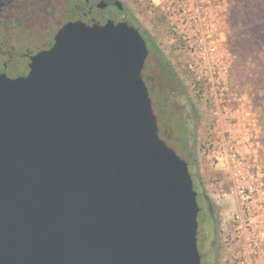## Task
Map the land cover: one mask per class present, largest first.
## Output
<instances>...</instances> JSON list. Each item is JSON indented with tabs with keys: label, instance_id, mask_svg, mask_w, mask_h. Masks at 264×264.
Masks as SVG:
<instances>
[{
	"label": "water",
	"instance_id": "obj_1",
	"mask_svg": "<svg viewBox=\"0 0 264 264\" xmlns=\"http://www.w3.org/2000/svg\"><path fill=\"white\" fill-rule=\"evenodd\" d=\"M147 55L129 21H70L27 76L0 79V264H201L197 193L159 136Z\"/></svg>",
	"mask_w": 264,
	"mask_h": 264
},
{
	"label": "rangeland",
	"instance_id": "obj_2",
	"mask_svg": "<svg viewBox=\"0 0 264 264\" xmlns=\"http://www.w3.org/2000/svg\"><path fill=\"white\" fill-rule=\"evenodd\" d=\"M119 1L132 11L140 24L150 29L157 47L181 79L186 97L178 92L175 102L181 104L187 98L190 99L188 110L194 115L197 125L192 158H195L196 169L202 178L203 193L213 220L212 229H208L204 220L198 218V250L203 261L209 244H212L215 264H231L229 247L223 240L232 230L225 220L235 210L234 200L222 195L228 192L227 174L222 165L213 162L210 151L211 148L221 149L235 138V123L243 126L245 139H249L255 148V154H251L252 158L248 159L247 165L251 170H257L264 182V107L259 100L260 94L257 95L254 90V81L250 78L251 65L245 66L240 62V56L229 40L232 30L229 20L232 2ZM146 11L150 17L155 18L151 25L144 19ZM155 75L153 82H149L146 76L142 77L149 87L154 114L158 120L161 119L158 124L159 136L180 157L185 158L183 147L176 141L180 137L183 139V135L165 90L175 87L168 83L162 73L155 72ZM154 84L162 87L160 95L156 93L157 90L153 94ZM177 90L179 91L178 87ZM184 138L186 145L187 142L191 144L186 136ZM212 182H217L221 188H217V191L209 189ZM219 212L225 218L221 219Z\"/></svg>",
	"mask_w": 264,
	"mask_h": 264
},
{
	"label": "flooded vegetation",
	"instance_id": "obj_3",
	"mask_svg": "<svg viewBox=\"0 0 264 264\" xmlns=\"http://www.w3.org/2000/svg\"><path fill=\"white\" fill-rule=\"evenodd\" d=\"M100 2L105 5L103 9L97 7ZM144 19L150 25L155 20L148 15V12ZM70 21L88 24H100L101 21L103 23L129 21L134 28L138 29L148 49L142 75L146 76L149 82H153L156 78L155 72L162 73L168 83L175 87L174 89L168 87L165 90L177 117L178 128L183 135V139L180 137V140L176 141L180 147H183L188 168L193 172L192 150L195 148L193 144L197 125L194 115L192 116L191 111L188 110L190 99L187 98V101L181 104L175 102L176 96H179L178 92L186 97L181 79L157 47L150 29L140 24L134 18L132 11L119 0H0V79H17L27 76L32 58L38 53L49 50L55 42L58 31ZM145 84L148 87L146 82ZM147 89L150 93L149 87ZM155 90L160 95L162 87L154 84L153 94ZM156 119L158 126L161 119L158 120V117ZM184 135L191 144L187 142L186 145ZM194 185L199 207L197 220L199 217L202 218L206 228L212 229L213 220L209 203L197 188L196 183ZM213 248V245L209 244L208 251L204 254L205 259L202 261L201 258V264H215ZM200 257H202L201 254ZM207 259L210 260L207 261Z\"/></svg>",
	"mask_w": 264,
	"mask_h": 264
},
{
	"label": "built area",
	"instance_id": "obj_4",
	"mask_svg": "<svg viewBox=\"0 0 264 264\" xmlns=\"http://www.w3.org/2000/svg\"><path fill=\"white\" fill-rule=\"evenodd\" d=\"M235 127V138L229 144L210 151L213 162L222 165L227 174L228 192L222 195L234 200L235 210L225 220L232 230L223 241L229 247L231 264H264V182L247 165L255 154L253 143L245 139L241 124L235 123ZM217 188H221L217 182L209 184V189ZM218 214L225 218L222 212Z\"/></svg>",
	"mask_w": 264,
	"mask_h": 264
},
{
	"label": "trees",
	"instance_id": "obj_5",
	"mask_svg": "<svg viewBox=\"0 0 264 264\" xmlns=\"http://www.w3.org/2000/svg\"><path fill=\"white\" fill-rule=\"evenodd\" d=\"M231 2L229 20L232 30L229 40L235 46L240 62L245 66L251 65L252 76L250 78L254 81V90L257 95L260 94L259 100L264 107V0H231ZM192 161L193 172L191 170L189 172L193 186L196 183L206 199L203 193V181L196 169L194 157Z\"/></svg>",
	"mask_w": 264,
	"mask_h": 264
}]
</instances>
